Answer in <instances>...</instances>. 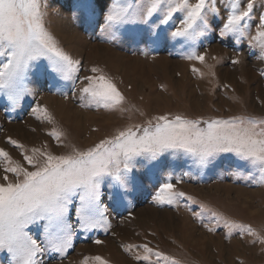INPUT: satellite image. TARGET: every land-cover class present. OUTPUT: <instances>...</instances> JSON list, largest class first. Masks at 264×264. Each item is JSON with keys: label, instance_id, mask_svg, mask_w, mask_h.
Instances as JSON below:
<instances>
[{"label": "rangeland", "instance_id": "374dc122", "mask_svg": "<svg viewBox=\"0 0 264 264\" xmlns=\"http://www.w3.org/2000/svg\"><path fill=\"white\" fill-rule=\"evenodd\" d=\"M45 2L46 26L66 52L81 60L80 75L91 74L87 69L93 66L103 69L131 110L121 113L81 107L87 98L81 99L79 81L76 88L59 78L53 85L50 77L41 75V65L47 62H40L33 68L35 75L28 85L34 96H26L13 110L7 98L0 95V148L25 167L28 165L22 150L8 143V137L25 145L28 154L33 147L47 145V151L59 155L70 150L64 145L91 147L128 125L142 124L158 115L189 119L264 118V59H258L259 49L250 47L247 37L236 43L231 35H219L230 10L228 0H216L219 15L208 14L211 31L197 41L195 51L205 55L204 64L185 59L192 49L181 48L170 37L159 46H152L148 39L137 36L143 25H124L117 31L116 39L109 42L100 28L114 0ZM246 3L247 0H240L241 7ZM84 4L91 8L85 11ZM261 14L264 0H257L249 21L252 35ZM180 18L182 14H176L174 24ZM174 24L164 26L166 31L170 32ZM233 60L240 62L234 64ZM194 67L200 71L194 73ZM37 103L48 108L53 123L36 119L32 109ZM54 128L64 133L62 144L49 135ZM135 164L132 175L136 183L121 206L113 204L109 198L111 190L107 184L102 185L101 200L108 206L111 227L107 231L78 230L74 247L63 264H82L84 257L97 255L109 264H148L134 258L144 254L142 248L124 250V246L142 244L175 257L180 264H264V244L253 243V237H242L239 229L230 232L224 226L227 220L250 225L258 234H264V184L255 182L259 173L250 165L231 153L218 155L203 168L183 153H165L152 165L137 158ZM169 176L174 184L181 178L176 187L196 202L181 198L178 205L156 204L155 194ZM211 212L218 214L219 221ZM70 219L76 223L74 212ZM32 231L35 235L39 229L33 226ZM96 239L104 243L95 244ZM42 259L45 264H58L54 253L45 254ZM0 264H8L6 253H0Z\"/></svg>", "mask_w": 264, "mask_h": 264}, {"label": "snow or ice", "instance_id": "6c2138e0", "mask_svg": "<svg viewBox=\"0 0 264 264\" xmlns=\"http://www.w3.org/2000/svg\"><path fill=\"white\" fill-rule=\"evenodd\" d=\"M228 3L230 10L219 35H231L236 43L247 37L250 47L259 49L258 59H264V14L259 16L255 34L249 32L257 0H247L244 7L240 0H228ZM83 7L88 11L91 5ZM46 8L45 0H0V95L7 98L13 110L26 96H34V90L28 86L35 75L32 70L46 61V65H41V75L50 77L53 85L59 78L70 81L76 88L79 81L81 99L87 98L81 107L121 113L130 111L125 106L124 95L103 69L93 66L87 69L91 74L80 75L81 60L66 52L46 26ZM210 12L219 15L216 0H114L100 31L111 42L124 25H143L144 28L137 30V36L148 39L152 46H159L170 37L181 48L192 49L185 59L204 64L205 55L197 53L195 47L197 41L211 31ZM178 13L182 18L174 24ZM170 24L174 27L167 32L164 26ZM192 71L200 70L194 67ZM32 114L37 120L53 123L48 108L42 104L37 103ZM141 115L144 114L141 112ZM49 135L63 143L62 131L54 128ZM8 143L22 150L23 160L28 165L25 167L13 160L0 148V168H3V175H0V253L7 254L8 264H45L42 257L49 253L57 254L58 264H63L68 251L74 247L78 230L104 228L107 231L111 224L108 206L101 200L102 185L107 184L111 190L109 198L113 204L121 206L136 183L132 173L137 158L152 165L165 153H183L203 168L218 155L231 153L259 173L256 183L264 184V118L189 119L182 115L171 118L158 115L142 124L128 125L91 147L64 145L70 150L59 155L47 151V145L33 147L28 154L29 150L17 140L8 137ZM180 182L181 178H177L176 184ZM176 184L169 176L156 192L154 202L178 205L181 198L196 202ZM201 207L203 209V205ZM71 212H74L75 224L71 222ZM211 216L217 221L220 219L216 212H211ZM33 226L39 229L35 235ZM224 226L230 232L239 229L242 237H253V243L264 244V234H258L250 225L226 220ZM208 230L213 231L212 228ZM93 242L104 243L100 239ZM133 248L144 250V254L135 255L137 261L180 264L175 257L155 251L148 244L124 246L126 252ZM152 256L156 259L152 260ZM82 264L109 262L97 255L84 257Z\"/></svg>", "mask_w": 264, "mask_h": 264}]
</instances>
